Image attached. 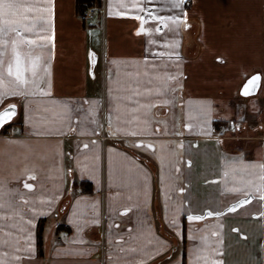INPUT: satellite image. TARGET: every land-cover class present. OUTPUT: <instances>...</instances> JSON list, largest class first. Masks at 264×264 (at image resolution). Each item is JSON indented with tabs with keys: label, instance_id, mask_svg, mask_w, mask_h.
Listing matches in <instances>:
<instances>
[{
	"label": "crops",
	"instance_id": "0c3cea01",
	"mask_svg": "<svg viewBox=\"0 0 264 264\" xmlns=\"http://www.w3.org/2000/svg\"><path fill=\"white\" fill-rule=\"evenodd\" d=\"M17 2L41 59L0 97V264H264V0Z\"/></svg>",
	"mask_w": 264,
	"mask_h": 264
},
{
	"label": "snow or ice",
	"instance_id": "6c2138e0",
	"mask_svg": "<svg viewBox=\"0 0 264 264\" xmlns=\"http://www.w3.org/2000/svg\"><path fill=\"white\" fill-rule=\"evenodd\" d=\"M23 9V12H21ZM31 8L28 5L18 3L17 0H0V67L4 65V56L7 51V45L9 41L5 39L9 33L14 34V38L11 40V51L12 58L7 63L6 73L5 71H0V97L6 96H15L20 89L26 88L30 84H35V80L29 78L25 75L26 72H31L32 77L34 78L37 75V68L40 64V57L31 56L23 54L20 51L21 46H31L33 41L27 37L21 36V31L32 32L35 30V24L24 23L28 19V16L24 13L30 11ZM124 15V13H120ZM137 19H142L141 17H136ZM161 21L164 19H172V17H158ZM179 19V18H177ZM143 29L141 28V31ZM159 31V29H157ZM41 39H47L46 37H41ZM7 76V79L5 78ZM259 75L253 76L248 84L244 87V94L250 92L251 87H257V82L259 81ZM15 104H9L2 111H0V125L5 123L7 120H10L15 115ZM87 147V145H85ZM152 147V145H148ZM227 175V173H225ZM26 188H31L32 185L25 184ZM183 191V189H181ZM264 199V196L261 197ZM247 199L243 200L240 203H248ZM236 206H239L237 204ZM229 211H235V207L229 208ZM208 216L216 215L219 216V212H207ZM203 216H189V220H200L203 219ZM218 264V262H216Z\"/></svg>",
	"mask_w": 264,
	"mask_h": 264
},
{
	"label": "trees",
	"instance_id": "16d2710c",
	"mask_svg": "<svg viewBox=\"0 0 264 264\" xmlns=\"http://www.w3.org/2000/svg\"><path fill=\"white\" fill-rule=\"evenodd\" d=\"M190 1L191 0H184V4L186 5V7L189 6V2ZM89 4H91V2ZM87 6H89V5H86L85 7H87ZM95 6H96V8H98V5L97 4ZM90 7H91V5H90ZM11 126H12V122H10L8 125L4 126L1 129L0 134H5L7 132V130L9 128H11ZM78 185L81 188V191L83 193H86L87 194V193L91 192V187H90V184L89 183H87V182H80L79 184H76L75 186H78ZM41 222L42 221H39V223H38V231H37V250H38V254H41V247H42V237H41V232L39 230V226L41 228Z\"/></svg>",
	"mask_w": 264,
	"mask_h": 264
},
{
	"label": "built area",
	"instance_id": "2783aa9c",
	"mask_svg": "<svg viewBox=\"0 0 264 264\" xmlns=\"http://www.w3.org/2000/svg\"><path fill=\"white\" fill-rule=\"evenodd\" d=\"M98 12L103 13V9L90 7L84 10L81 14H79L77 18L82 23H88L95 19ZM103 138H106V137L104 136Z\"/></svg>",
	"mask_w": 264,
	"mask_h": 264
},
{
	"label": "water",
	"instance_id": "95a60500",
	"mask_svg": "<svg viewBox=\"0 0 264 264\" xmlns=\"http://www.w3.org/2000/svg\"><path fill=\"white\" fill-rule=\"evenodd\" d=\"M251 79V78H250ZM249 79V80H250ZM248 80V81H249ZM248 81H247V83L246 84H248ZM257 84L259 85V81L257 82ZM250 88L252 89V91H250V93H249V95H251V94H255L256 92H257V90H258V86L257 87H251L250 86ZM2 111V110H1ZM13 118V117H12ZM12 118L10 119V120H7L5 123H3L2 125H0V130L5 126V125H7L8 123H10L11 121H12Z\"/></svg>",
	"mask_w": 264,
	"mask_h": 264
},
{
	"label": "rangeland",
	"instance_id": "374dc122",
	"mask_svg": "<svg viewBox=\"0 0 264 264\" xmlns=\"http://www.w3.org/2000/svg\"><path fill=\"white\" fill-rule=\"evenodd\" d=\"M5 107H7V105H4L0 108V111L3 110Z\"/></svg>",
	"mask_w": 264,
	"mask_h": 264
}]
</instances>
